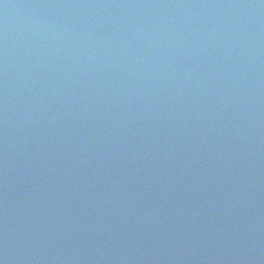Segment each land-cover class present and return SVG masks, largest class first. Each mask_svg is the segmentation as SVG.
Listing matches in <instances>:
<instances>
[{
    "label": "water",
    "instance_id": "water-1",
    "mask_svg": "<svg viewBox=\"0 0 264 264\" xmlns=\"http://www.w3.org/2000/svg\"><path fill=\"white\" fill-rule=\"evenodd\" d=\"M11 1L14 6V16L7 14L4 9L6 4H1L2 0H0V124L5 120L11 126V130L7 132L8 146L13 150L12 152L15 151V148L21 150L23 146L24 155L18 153L23 161L32 153L39 152L28 142L29 134L33 133L31 131L33 107L40 110L39 107L48 108L52 101L62 100L61 103H63L69 100L77 89L64 87V82L75 78L76 65L83 66L85 61H88L93 66L103 56L107 60L105 67L110 71V65L115 63L113 53L117 52L116 49L106 50L103 54L101 50L99 54L86 60L85 57L92 51H97L111 43L113 39L122 34L129 35L128 37L133 40L135 46L144 49L151 47L147 53L153 62H155L156 50L162 54L173 45L183 43L186 34H189L188 41L205 39L206 42L200 43L195 49L198 60L188 59L192 63L190 67L198 69L196 73H191L189 76L214 79L213 72L216 63L209 65L204 60L202 48L204 45L220 44L222 48L232 49V45L225 42L227 40L225 35L232 38L233 34L231 30L227 34H222L220 25L225 20L230 23H234L235 20L226 13L217 16L211 15L210 7L225 9L224 5L227 4V9L230 6L233 8L230 11L232 16L244 20L237 22L239 25L247 24L250 29L260 25V29L264 31V18L259 21L260 14L250 12L254 6L245 5L246 0H175L172 5L167 6L160 3L165 0H65L61 8H56L50 0H39L40 3L34 0ZM11 1L7 0V3L12 5ZM253 1L250 0V3ZM22 2L26 3L27 7ZM236 6L242 7L236 9ZM176 11L180 15L206 16L210 19L185 17L153 22L156 19L155 15L175 13ZM226 11L228 12V10ZM262 11L264 13L263 9ZM35 13L41 14L42 17ZM142 18L150 19L147 21L149 23H143ZM217 18L220 20L224 18V20L222 22L211 21V19ZM138 20L141 22L136 26L132 25L134 21ZM49 23L55 24L57 28L51 27ZM213 24H215L214 27ZM155 27L163 41H161L162 38L154 37L152 30ZM260 38V34L255 36V42H260ZM242 40L249 41V38L245 39V36L242 35ZM174 41L175 43L171 45ZM117 45L121 46V43L118 41ZM260 47L261 43L255 45V48ZM188 49L191 52L190 46ZM221 54L222 52L220 55H215L217 63L222 60ZM30 77H32L31 80ZM21 79L29 80L31 82L29 88L35 85L36 89L26 90L27 84ZM19 103H22L20 114L11 111L19 109ZM83 104H79L77 111L71 112L69 116L66 111L54 110L39 114L42 116L41 119L45 117L53 119L59 113L64 114L65 121L62 123L68 126L60 130L59 135L61 138H65L71 129L75 128L76 121L82 117L80 114ZM38 127L40 126L36 125L34 129ZM76 135H79L78 129H76ZM41 140L43 142L40 144L41 148H51V142L47 137ZM63 140L59 139L53 146L57 147ZM76 141L79 140L76 139ZM8 160L9 158L4 161ZM221 174L227 183L235 181L229 168L222 171ZM25 181L29 182L30 178ZM200 186V191L194 195L209 197L211 195L209 184L203 182ZM1 192L0 187V195ZM130 195L126 194L124 208L129 204ZM165 195L167 198L169 197L170 188L165 191ZM238 209L240 212L236 216L227 209H207L200 212V215H194L187 220L162 219L158 223L162 244H157L155 237L151 236L148 240L143 239L139 242L138 246L149 241L148 246L144 247L143 253L149 264L158 262V258L161 264H241L238 258L243 253L250 261L256 255L262 254L264 234L254 230H245L244 223L259 224L257 218L262 215V211ZM212 219L216 223L209 227ZM58 224H65V221L59 219ZM225 224L227 228L223 229ZM241 224L242 228L239 229ZM185 232H187L186 235H184ZM74 233L77 234V231L75 230ZM214 235L217 236L214 237ZM244 240L246 241L245 247ZM194 241L198 242L190 247V243ZM258 248L261 250L257 251Z\"/></svg>",
    "mask_w": 264,
    "mask_h": 264
}]
</instances>
